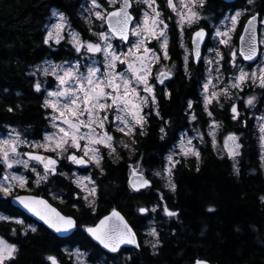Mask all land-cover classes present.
<instances>
[{
	"label": "snow or ice",
	"instance_id": "obj_1",
	"mask_svg": "<svg viewBox=\"0 0 264 264\" xmlns=\"http://www.w3.org/2000/svg\"><path fill=\"white\" fill-rule=\"evenodd\" d=\"M253 3L254 0H247L248 5ZM206 4L207 0H164L162 7L159 0H88L84 9L88 15H82V19L89 25L90 38L74 29L64 12L53 9L50 21L43 26L42 43L49 48L66 43L76 55L74 59L59 63L44 60L33 65L28 73L33 80L32 90L43 96L41 107L45 110L48 126L39 140L30 141L25 132L11 127L0 137V196L19 204L55 233H69L78 227L75 217L64 214L42 196L19 194L22 191L31 193L32 187L38 189L53 178L62 177L78 190L74 199L82 200L86 208L95 212L98 183L94 173H68L61 171L60 165L66 162L85 171L94 167L99 175H104L105 155L117 163L122 159L121 150L135 154L137 137L146 135V126L152 117L161 121L159 138L165 140L171 122L161 115L156 87L175 75L176 64L169 47V32L173 28L179 33L184 75L191 78L190 66L203 61L204 77L198 85L201 106L208 117L207 130L194 128V135L182 134L164 157L161 170L153 175L164 180L165 186L175 192L173 170L182 160L194 157L199 171L201 151L197 144L210 140L213 150H217L222 124L215 118V108L223 109L227 103L231 119L247 127V120L241 121L239 104L246 109H256L258 97L242 94L246 88L264 90V60L250 71L237 61L242 58L255 63L260 59L258 43L264 44V40H257L254 27L259 13L251 14L243 25L238 49L232 46L233 35L237 34V25L247 9L225 15L212 27L211 34L218 46L208 49L209 56L204 57L201 45L209 33L199 24L207 19L202 15ZM260 23L264 24V20ZM193 25L197 27L191 33L189 46L184 36ZM222 48L229 49L227 60ZM163 96L171 99L172 93L165 87ZM195 103L191 99L186 102L185 115L189 123L198 121ZM7 111L13 112L14 108L10 106ZM255 119L261 167L264 168V114ZM242 147L240 136L228 132L223 137V152L217 153L220 159L226 155L233 162L232 171L237 177ZM128 168V185L132 191L152 188L153 181L141 170L139 160ZM50 195L53 200L59 198L63 202L57 194ZM258 199L264 204V195ZM161 208L169 219L179 215L164 203L163 194L151 208L140 206L137 211L145 216ZM208 211L215 209L209 207ZM0 222L19 226V229H11L13 236H27L29 231H37L34 225H26L24 219L12 216L0 215ZM83 231L109 253L117 254L125 245L136 249L141 246L136 231L115 208L97 223L83 226ZM146 236L151 239L145 243L156 254L161 246L160 232L151 226ZM18 252L16 244L0 236V264H12ZM64 252L69 264H88V256L80 248ZM45 260L47 264H60L54 255L45 256ZM194 264L209 262L196 259Z\"/></svg>",
	"mask_w": 264,
	"mask_h": 264
},
{
	"label": "trees",
	"instance_id": "obj_2",
	"mask_svg": "<svg viewBox=\"0 0 264 264\" xmlns=\"http://www.w3.org/2000/svg\"><path fill=\"white\" fill-rule=\"evenodd\" d=\"M162 1L160 3L163 6ZM257 1L259 5L264 4V0ZM80 2L0 0V133L11 127L25 132L30 141L39 140L43 136L48 126L45 110L41 107L43 96L32 90L33 80L28 73L33 65L44 60L60 62L75 58V52L66 43L51 48L44 45L42 30L51 18V11L56 9L70 16L73 24L90 36L88 26L80 15ZM229 7L230 4L222 0H207L203 11L217 19ZM196 27L193 26L191 31ZM240 29L235 38L237 43ZM169 37L170 55L176 64L175 75L165 85L156 87L161 115L164 120L171 122L167 128L168 136L160 140L161 121L152 117L146 126V135L137 137L135 154L121 150L122 159L117 163L105 155L102 176L94 167L86 171L81 169L83 172L94 173L97 179L95 212L86 208L82 200L74 199L78 190L62 177L53 178L46 186L42 185L38 189L32 187V194L47 197L62 212L77 219L78 229L69 237H58L13 206L10 198L0 196V215L24 219L26 225L32 224L37 228L35 233L29 231L27 236H13L11 229H19V226L0 222V236L19 248L12 264H47V255L56 256L60 264H69L64 250L75 248L87 254L88 264H193L196 259H204L213 264H264V204L258 199L264 195V173L251 109L239 104L241 121L247 120V127L231 119L227 103L223 109H214L215 118L222 124L219 139L228 132L240 136L243 147L239 157L238 177L233 174V162L226 155L220 159L217 153L221 151H214L210 140L205 144L198 143L201 151L199 171L196 170L194 157L182 160L173 170L175 192L165 186L164 180L153 175L161 170L164 157L173 149L183 132L194 128L207 130L208 117L201 106L198 85V81L204 77L203 61L192 64L191 78L186 77L179 33L175 28L169 32ZM187 41L190 44L189 36ZM209 43L208 40L205 49ZM227 59L228 55L225 54ZM165 87L172 93L171 99L163 96ZM246 94L247 90L242 95ZM189 99L196 102V123H189L185 115ZM10 106L14 108L13 112L7 111ZM138 160L141 162V170L153 181V186L151 189L134 192L128 185V165ZM60 166L61 171L68 173L77 169L66 162ZM50 193L57 194L63 202L59 198L53 200ZM160 194L164 196V203L179 215L169 219L164 216L161 208L156 213L149 212L141 216L138 207L151 208L159 202ZM74 204L76 207H73ZM209 207L215 211L209 212ZM113 208L120 210L136 230L141 245L139 249L125 248L117 254H109L83 231V226L95 224ZM151 226L160 232L161 246L156 254L145 243V240L151 239L146 236Z\"/></svg>",
	"mask_w": 264,
	"mask_h": 264
},
{
	"label": "rangeland",
	"instance_id": "obj_3",
	"mask_svg": "<svg viewBox=\"0 0 264 264\" xmlns=\"http://www.w3.org/2000/svg\"><path fill=\"white\" fill-rule=\"evenodd\" d=\"M163 2V6H164V0L162 1ZM160 3V2H159ZM87 4H88V0H81V2H80V15H81V17H82V15L83 16H87L88 15V13L84 10L85 9V7L87 6ZM161 4V3H160ZM161 6H162V4H161ZM162 6V7H163ZM241 9H247V11L244 13V15L243 16H241V18H240V22H239V24L237 25V32H238V30L240 29V28H242V25L244 24V21H245V19H244V16H249L248 14H251L250 12V8L249 7H247V6H244V7H240V8H236V9H233V10H225V11H223V14H221L217 19H214V18H212V17H210L208 14H206L203 10H202V15L204 16V17H206L207 19H205V20H201L200 21V23L201 22H205V23H207L209 26H210V28H211V33H212V27H213V25H217L218 23H219V21L221 20V19H223V17L225 16V15H229V14H231V13H234L236 10H241ZM58 11H60V10H58ZM166 15H167V12L165 13ZM51 19V18H50ZM261 20H264V13H263V16L260 18V21ZM50 21V20H49ZM48 21V22H49ZM70 21H71V24H72V27L74 28V29H76L77 31H79V32H81L74 24H73V22H72V20L70 19ZM85 22V21H84ZM85 24H87V23H85ZM96 25L98 26L99 25V22L97 21L96 22ZM87 26L89 27V25L87 24ZM193 26H196V25H193ZM192 26V27H193ZM193 31H191V29H188V30H186V33H185V36H184V41H185V43L186 44H188L189 46H190V44L188 43V41H187V39H188V36H189V38H190V36H191V33H192ZM89 33V32H88ZM190 33V34H189ZM210 33V43H209V45H208V47L206 48V51H205V53H204V57H207V56H209V52H208V49H210V48H215V47H217L218 45H217V43H216V41L213 39V37H212V34ZM81 34L85 37V38H90V36L89 35H86V34H84L83 32H81ZM90 34V33H89ZM235 38H236V34H234L233 35V43H232V46L233 47H235V48H237L238 49V43L237 42H235ZM261 40H264V24H260V41ZM222 51L224 52V54H227L228 55V52H229V49L228 48H222ZM261 60H264V44H261V55H260V59L259 60H257L255 63H253V64H249V63H247V62H245V61H243L242 60V58H239L238 59V61H237V63L238 64H240L241 66H243L246 70H248V71H250L252 68H255L256 66H257V64H259L260 63V61ZM50 61H54V62H56L55 60H50ZM57 63H59V62H57ZM203 67H204V64H203ZM226 68H228V65L226 64ZM246 90H247V94L245 95V96H247V95H256L257 97H258V101H257V107H256V109H251V111L253 112V122H254V125H255V127H256V119H255V116H258V115H261V114H264V90H261V89H259V88H246ZM157 92V91H156ZM7 132V131H6ZM6 132H1L0 133V137H3L4 135H6ZM182 134H187L188 136H192V135H194L195 133H194V131H193V129L192 130H187V131H185V132H183ZM181 134V135H182ZM225 136V135H224ZM223 136V137H224ZM239 136V135H238ZM223 137H222V139L220 140L219 139V137H217V139H218V144H217V149H219L221 152H223ZM257 137H258V133H257ZM119 138V137H118ZM194 143H197L196 141H194ZM197 146H198V144H197ZM76 167V166H75ZM263 169V173H264V168H262ZM74 172H77L78 174H80V175H86V174H88V172H83V171H81V169H79V168H77L76 169V171H74ZM7 240V239H6ZM8 241V240H7ZM9 242V241H8ZM11 243V242H10Z\"/></svg>",
	"mask_w": 264,
	"mask_h": 264
},
{
	"label": "water",
	"instance_id": "obj_4",
	"mask_svg": "<svg viewBox=\"0 0 264 264\" xmlns=\"http://www.w3.org/2000/svg\"><path fill=\"white\" fill-rule=\"evenodd\" d=\"M222 1H224V2H226V3H233V2H235V1H237V0H222ZM249 18V17H248ZM247 18V19H248ZM247 19L245 20V22H244V24L247 22ZM243 24V25H244ZM243 25H242V28H241V32H240V34H243ZM255 29H256V36H257V40L258 41H260V15H258L257 16V22H256V24H255ZM208 39H209V35H208V38H207V40L205 41V43L204 44H202L201 45V51H202V55L204 56V50H205V47H206V44H207V42H208ZM239 45H240V41H239V37H238V48H239ZM258 49H259V52H258V55H259V57H260V54H261V44L260 43H258ZM245 62H247V63H249V64H253L254 62H252V61H245ZM201 63V62H200ZM168 80H166L165 81V83L167 82ZM159 86H163V85H159ZM19 194H21V195H27V194H32V193H19ZM39 196H41V195H39ZM42 197H44L45 199H48L47 197H45V196H42ZM11 200V199H10ZM49 200V199H48ZM49 202L54 206V207H57L54 203H52L50 200H49ZM11 203H12V205L13 206H15V207H17V208H19L21 211H23L26 215H28V216H30L32 219H34L37 223H39V224H42V225H44L43 224V222L42 221H40V220H38L36 217H34V216H32L30 213H28L25 209H23L19 204H17L16 202H14V201H12L11 200ZM57 209L58 210H60L58 207H57ZM117 211H119L120 213H121V215H123L124 217H125V219L128 221V219L126 218V216L120 211V210H118V209H116ZM61 211V210H60ZM111 212V211H110ZM109 212V213H110ZM64 213V212H63ZM109 213H107V214H105L104 216H106V215H108ZM64 214H66V213H64ZM66 215H68V214H66ZM70 216H72V215H70ZM104 216H102L101 218H103ZM74 217V216H73ZM100 218V219H101ZM99 221V220H98ZM97 221V222H98ZM96 222V223H97ZM128 223L131 225V223L128 221ZM46 228H47V226L46 225H44ZM91 226V225H90ZM132 226V225H131ZM133 227V226H132ZM78 229V227L76 228V229H74L72 232H69V233H55L54 231H52L51 229H49L51 232H53L55 235H57L58 237H60V238H66V237H69V236H71L72 234H74L75 232H76V230ZM133 229H134V227H133ZM134 231H136L135 229H134ZM137 233V232H136ZM87 234V233H86ZM89 237V236H88ZM90 239H91V237H89ZM137 239H138V241L140 242V240H139V236H138V234H137ZM92 240V239H91ZM93 241V240H92ZM95 244H97L95 241H93ZM98 245V244H97ZM99 246V245H98ZM99 247H101V246H99ZM125 248H134L133 246H129V245H125V246H122V248H121V250L120 251H122L123 249H125ZM101 249L102 250H104L106 253H109V252H107V250H105V249H103L102 247H101ZM136 249V248H135ZM109 254H113V253H109ZM202 260H204V259H202ZM209 262V261H208ZM194 264V263H193ZM209 264H213V263H211V262H209Z\"/></svg>",
	"mask_w": 264,
	"mask_h": 264
},
{
	"label": "flooded vegetation",
	"instance_id": "obj_5",
	"mask_svg": "<svg viewBox=\"0 0 264 264\" xmlns=\"http://www.w3.org/2000/svg\"><path fill=\"white\" fill-rule=\"evenodd\" d=\"M162 1V0H161ZM159 2H160V0H159ZM224 2V1H223ZM226 3V2H225ZM228 4H230V7H229V9L228 10H233V9H236V8H240V7H244V6H247V7H249L250 8V13L251 14H253V13H259V15H260V18L263 16V13H264V4H262V5H259L258 4V1L257 0H254V3L252 4V5H248L247 4V0H237V1H235V2H233V3H228ZM61 12H63V11H61ZM66 14V13H65ZM135 14V13H134ZM250 14V15H251ZM67 15V14H66ZM249 15V16H250ZM68 16V15H67ZM248 16V17H249ZM69 17V19H71L70 18V16H68ZM245 17V16H244ZM247 17V18H248ZM246 20V19H245ZM261 24V23H260ZM200 26L201 27H205L207 30H208V33H209V41H210V33H211V28H210V26L207 24V23H205V22H201L200 23ZM60 169H62V167L60 166Z\"/></svg>",
	"mask_w": 264,
	"mask_h": 264
}]
</instances>
